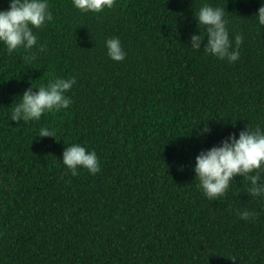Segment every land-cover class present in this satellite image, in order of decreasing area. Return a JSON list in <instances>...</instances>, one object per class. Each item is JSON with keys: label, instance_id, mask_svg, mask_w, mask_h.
<instances>
[{"label": "trees", "instance_id": "obj_1", "mask_svg": "<svg viewBox=\"0 0 264 264\" xmlns=\"http://www.w3.org/2000/svg\"><path fill=\"white\" fill-rule=\"evenodd\" d=\"M48 3L37 45L0 43V264H264V197L237 174L210 200L192 167L229 133L264 128L259 0H114L95 13ZM204 3L242 37L236 61L190 47ZM112 36L121 61L106 55ZM56 76L76 77L67 108L10 119L31 82ZM42 125L56 136H36ZM68 143L94 150L99 171L72 175L60 161Z\"/></svg>", "mask_w": 264, "mask_h": 264}, {"label": "clouds", "instance_id": "obj_2", "mask_svg": "<svg viewBox=\"0 0 264 264\" xmlns=\"http://www.w3.org/2000/svg\"><path fill=\"white\" fill-rule=\"evenodd\" d=\"M72 6L81 12H100L111 8L114 0H71ZM259 25L264 26V0H259L255 12ZM196 25L203 26V32L193 33L190 37V47L201 49L220 60L229 63L239 57V45L242 37L235 34L231 39L226 27L227 21L224 9L204 3L194 11ZM52 19L48 0H8V6L0 9V43L8 52L19 47L26 51L37 45V37L33 28H39ZM106 55L114 61L124 59L126 53L119 37H108L104 41ZM42 50L44 45H38ZM76 77L56 76L38 86L31 85L24 89L19 99L12 105L10 119L12 121L28 122L39 120L45 112L58 111L67 108L71 99L66 92L75 83ZM35 89V90H33ZM208 131L207 124L200 133ZM56 129L40 126L36 136H56ZM199 134V133H198ZM194 178L197 187L208 199H215L225 194L230 181L239 174L249 181L247 192L254 197H264V128L259 124L246 126L238 134L229 133L226 139L202 149L194 158ZM60 161L72 175L78 168L86 169L89 174L99 171V162L92 149H86L80 143H68L62 151ZM254 173V174H253ZM241 219H249L257 215L253 210H237ZM235 261L236 257H230Z\"/></svg>", "mask_w": 264, "mask_h": 264}]
</instances>
